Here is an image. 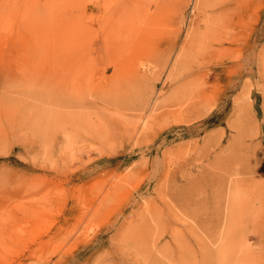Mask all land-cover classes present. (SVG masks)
I'll list each match as a JSON object with an SVG mask.
<instances>
[{"label":"rangeland","instance_id":"obj_1","mask_svg":"<svg viewBox=\"0 0 264 264\" xmlns=\"http://www.w3.org/2000/svg\"><path fill=\"white\" fill-rule=\"evenodd\" d=\"M0 264H264V0H0Z\"/></svg>","mask_w":264,"mask_h":264},{"label":"bare ground","instance_id":"obj_2","mask_svg":"<svg viewBox=\"0 0 264 264\" xmlns=\"http://www.w3.org/2000/svg\"><path fill=\"white\" fill-rule=\"evenodd\" d=\"M235 12V11H234ZM225 27V26H224ZM223 28V27H222ZM226 28V27H225ZM222 31V30H221ZM223 32V31H222ZM222 32L219 34V36H221V34H222ZM226 33V32H225ZM225 35V34H224ZM223 35V36H224ZM226 36V35H225ZM232 36V35H231ZM227 37V36H226ZM147 54V52H145V51H142V50H139V51H137V52H134V57L133 58H141V57H144L145 55ZM115 72V71H114ZM111 73V72H110ZM80 127V126H79ZM81 129V128H80ZM76 133V132H75ZM218 221H216V223H217ZM229 223H230V226H231V229L232 228H235L234 227V225L232 224V221H229ZM236 227H238L237 225H236ZM240 227V226H239ZM238 227V228H239Z\"/></svg>","mask_w":264,"mask_h":264}]
</instances>
